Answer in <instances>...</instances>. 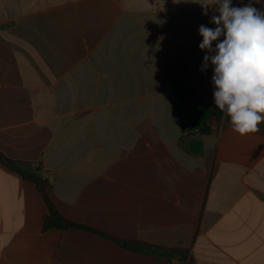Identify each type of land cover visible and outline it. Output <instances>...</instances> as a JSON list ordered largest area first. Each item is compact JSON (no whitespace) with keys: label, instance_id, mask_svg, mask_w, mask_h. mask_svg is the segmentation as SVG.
I'll use <instances>...</instances> for the list:
<instances>
[{"label":"crops","instance_id":"obj_1","mask_svg":"<svg viewBox=\"0 0 264 264\" xmlns=\"http://www.w3.org/2000/svg\"><path fill=\"white\" fill-rule=\"evenodd\" d=\"M204 0H0V264H264V123L182 133L169 72L215 107ZM250 0H232L242 7ZM253 7L264 10V0ZM215 47V42L213 44ZM193 140L202 152H190Z\"/></svg>","mask_w":264,"mask_h":264},{"label":"clouds","instance_id":"obj_2","mask_svg":"<svg viewBox=\"0 0 264 264\" xmlns=\"http://www.w3.org/2000/svg\"><path fill=\"white\" fill-rule=\"evenodd\" d=\"M199 4L205 15L209 8L218 13L210 18L214 28H198V47L206 53L200 70L212 66L214 104L232 131L240 136L257 133L264 123V10L253 7L252 0L242 7L233 6L232 0Z\"/></svg>","mask_w":264,"mask_h":264},{"label":"trees","instance_id":"obj_3","mask_svg":"<svg viewBox=\"0 0 264 264\" xmlns=\"http://www.w3.org/2000/svg\"><path fill=\"white\" fill-rule=\"evenodd\" d=\"M168 81L172 84V87L176 88L179 101L187 99L191 102V108L188 112L181 115L180 105L178 106L179 114L182 117V133L184 135L190 136H206L209 135L212 131V121H217L222 116L221 113L216 106L215 107H208L205 106L204 103L192 93L191 97H187L184 92L185 91H192L190 88L189 83L182 77L179 73H174L172 71L169 72ZM182 86V87H181ZM190 152L193 154H200L202 152V142L193 140L190 143ZM0 165H3L6 169L11 172H15L20 175L22 178L32 182L36 188L38 189V193L41 194L42 198L44 199L47 208H48V215L43 219L44 227H55L59 229H67V228H75V229H82L86 231H90L96 233L98 235L104 236L109 238V236L96 231L94 229L88 228L86 226H82L71 222L62 216H60L57 211L54 209L50 201L48 200L45 192L46 187V180L41 179L37 174L30 173L26 170L21 168L20 163L12 161L6 158L0 152ZM131 249H134L141 253H150L155 257H165L168 258L170 261L178 262L179 264H183L181 258L173 253L171 250L166 248H143L140 247L138 244H130Z\"/></svg>","mask_w":264,"mask_h":264},{"label":"built area","instance_id":"obj_4","mask_svg":"<svg viewBox=\"0 0 264 264\" xmlns=\"http://www.w3.org/2000/svg\"><path fill=\"white\" fill-rule=\"evenodd\" d=\"M182 77L185 78V80L189 83V86L190 85V81L192 80L193 78V75L190 74V73H186V72H180L179 73ZM179 105H180V111H181V115L182 114H185L186 112L189 111V109L191 108V102L187 99H184V100H180L179 101Z\"/></svg>","mask_w":264,"mask_h":264},{"label":"water","instance_id":"obj_5","mask_svg":"<svg viewBox=\"0 0 264 264\" xmlns=\"http://www.w3.org/2000/svg\"><path fill=\"white\" fill-rule=\"evenodd\" d=\"M182 87V86H181ZM184 94L187 96V97H191L192 96V92L190 91H185Z\"/></svg>","mask_w":264,"mask_h":264}]
</instances>
